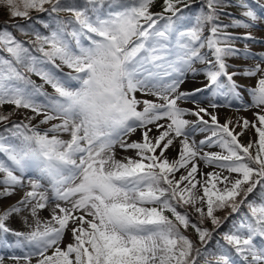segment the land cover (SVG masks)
Returning a JSON list of instances; mask_svg holds the SVG:
<instances>
[{"label": "snow or ice", "instance_id": "1", "mask_svg": "<svg viewBox=\"0 0 264 264\" xmlns=\"http://www.w3.org/2000/svg\"><path fill=\"white\" fill-rule=\"evenodd\" d=\"M155 3L0 0V264H264V3Z\"/></svg>", "mask_w": 264, "mask_h": 264}, {"label": "rangeland", "instance_id": "2", "mask_svg": "<svg viewBox=\"0 0 264 264\" xmlns=\"http://www.w3.org/2000/svg\"><path fill=\"white\" fill-rule=\"evenodd\" d=\"M162 2L163 0H156V3L153 5V7L151 8V11L152 12H160L162 10ZM193 2H197L196 4V7H198V4H199V0H193ZM261 3H264V0H260ZM231 11H233L234 13H236V9H230ZM187 11V10H186ZM193 11V9H192ZM195 11V10H194ZM44 18L45 20H49L48 16L45 14L44 15ZM236 31L238 32H241L243 30H239L237 29ZM253 35H255L256 37H264V24H261L259 25L258 28L254 29L253 30ZM30 39V37L28 36H25L21 41H28ZM19 40V39H18ZM237 47L243 49L244 45L241 43V44H238ZM250 47V50L253 51V52H261V51H264V44H251L249 45ZM0 56H6V53H2L0 52ZM229 63H233V64H237V65H241V66H252L253 65V62L252 61H246V60H243V59H234V60H230ZM197 67H202V65H197ZM65 72L69 71L67 68L64 69ZM231 71V69H230ZM37 84H41L42 81L35 75H32L31 77ZM239 79V78H238ZM198 82V86L200 84V82H206L204 80V77L203 75L197 77V80ZM239 82L242 83V84H254L255 83V80H249V79H239ZM193 87V86H192ZM190 86L186 88V90H190ZM45 90L48 91V92H52V89L50 86H47L45 85ZM139 95V94H138ZM200 99H203V96H200L199 97ZM245 100H248L249 97L247 95V93H245ZM148 99H152V97H148ZM184 107H191L190 104H186V105H183ZM9 106H5V108L7 109ZM21 111H25V110H21ZM219 113H220V118H221V121L224 120L225 116L227 115H232L233 117H238V116H244V117H247L249 120H252L253 117H252V112L251 111H240V112H236V111H232L231 113H229V110L228 109H225V108H221L218 110ZM254 111V110H253ZM15 119H19V116L17 117H14ZM46 127V126H44ZM239 131V129H237ZM253 134L251 132L249 133H246L244 136L241 137L242 141H244L245 143L249 140L250 137H252ZM63 138L67 139L68 137L67 136H64ZM140 138V133L137 132V133H134L132 136H131V140H138ZM116 154H117V158H122L124 155H129V156H132L134 155L133 152L129 151L127 153L123 152V150H121L118 146L116 148ZM27 189H24V190H18L17 194L13 195L12 197L9 198V200L7 201V203H11L13 201H16L19 197V195L21 194L22 191H26ZM41 216L46 218L48 217V212L47 211H44L41 213ZM10 226L16 230H21V231H27L28 229L25 228L21 221L17 218H12L11 220V223H10ZM205 227H208V228H211V224L210 223H206L205 224ZM187 235L191 236V238L193 239H197L196 238V235L195 233L193 232L192 229H189L188 232L186 233ZM219 237V235H218ZM9 239H11V237H9ZM70 240V235L69 236H66L65 237V240H64V243H68ZM4 251V249H0V253H2ZM7 263H10L12 264L11 261H8Z\"/></svg>", "mask_w": 264, "mask_h": 264}, {"label": "trees", "instance_id": "3", "mask_svg": "<svg viewBox=\"0 0 264 264\" xmlns=\"http://www.w3.org/2000/svg\"><path fill=\"white\" fill-rule=\"evenodd\" d=\"M196 4H197V2H196V3H193V7H195ZM34 15H37V14H36V13H33V16H34ZM6 19H7L6 16H4L3 14H0V23H3ZM36 27L40 28L42 32H46V29L41 28V26H40L39 24H37ZM12 30H13V33L15 34V36H17V37L20 36V33L16 32L14 29H12ZM250 198H251V197H250ZM217 215H223V213H217ZM230 223H231V219H230L228 222L224 223L223 227H221V228L219 229V232H221V233L224 232V231L229 227V224H230ZM218 234H219V233H215V234L213 235V237H212V240L208 243L207 248H208L209 250H213V249H215V248L217 247L216 241H217L219 238H216V237H217ZM192 239H193V238H192ZM194 240H195V239H194Z\"/></svg>", "mask_w": 264, "mask_h": 264}, {"label": "bare ground", "instance_id": "4", "mask_svg": "<svg viewBox=\"0 0 264 264\" xmlns=\"http://www.w3.org/2000/svg\"><path fill=\"white\" fill-rule=\"evenodd\" d=\"M191 87L190 90L193 88V87H196L198 86V82L197 81H189L188 83H186L184 86H183V89L186 90L187 87ZM193 86V87H192Z\"/></svg>", "mask_w": 264, "mask_h": 264}]
</instances>
